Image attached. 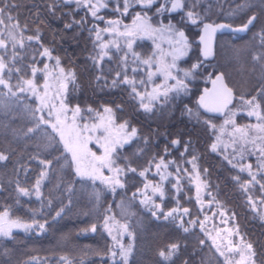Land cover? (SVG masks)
Here are the masks:
<instances>
[{
	"label": "trees",
	"instance_id": "16d2710c",
	"mask_svg": "<svg viewBox=\"0 0 264 264\" xmlns=\"http://www.w3.org/2000/svg\"><path fill=\"white\" fill-rule=\"evenodd\" d=\"M240 2L242 0H202L198 10L202 14L207 10V15L204 17L207 22L225 20L231 24H240L246 21L247 13L229 15V12ZM11 3L17 5L12 8L11 15L16 17L21 30L27 25L24 36L35 35V30L39 27L41 44L60 58L63 67L75 72V89L73 87L70 89L68 97L70 104L90 106L92 109L100 110L105 105L111 106L117 121H127L130 127L138 129L137 138L126 149L127 155L121 153V160L126 156L128 163L137 169V173L129 172L128 180L124 178L125 188H117L115 193L106 189L99 181L92 184L90 181L80 180L75 176L73 168L64 164L63 158L59 162L53 159L54 156L61 155L59 151L53 152L51 148L37 149V142L24 136L26 128L31 126L27 108L36 107L37 101L30 94H20V99L16 103L8 109L0 110V152H4L9 157L7 161L0 162V185H3V190H0V211L8 207L14 216L23 219H29L33 212H39L40 215L36 218L41 222L47 219L48 224L42 234H37L35 231L29 234L14 230V239L0 238V264H64L59 260L61 256L68 257L72 264H112L109 250H114V241L103 227L105 216L112 217L111 222L118 221L120 224L127 222L129 230L134 232L135 239L132 240L133 250L129 264H185V262L224 264V258L219 255L206 234L208 231H202L197 226L184 232L179 227L178 221L165 220L160 212H157L159 219L154 217L151 211L140 203L141 197L138 195L133 199L132 193L137 191L141 181L144 180V177L138 175L139 171L146 168L153 157L156 158V162L160 157L164 160L170 158L164 155L161 138L170 125L183 118L170 112L183 111L187 105L192 106V109L198 108L194 97L201 86L208 83L209 74L213 75L219 71L224 73L237 97L232 104L239 100L240 95L246 97L255 95L258 89L264 87V68L261 67L264 59L261 61L253 59L255 54H264V48L255 38V34L264 27V12L259 8L255 9L258 21L245 34L218 35L216 56L214 60L205 61L216 66L208 67L207 76L195 78L197 82L195 79L191 81L192 90L189 91L193 95L191 100L169 99L164 104L157 102L156 109L147 113L139 107L137 100L131 98L127 86L121 85L116 88L110 86L115 73L120 71L118 56L114 55L111 61L105 59L101 66L108 85L106 86L103 80H96L100 72L91 59L95 55V50L94 35L88 31L90 29L88 22H91L88 20L91 17L90 13L86 11L85 18L75 4L64 5L61 0H11ZM52 4L55 5L54 14L49 11V5ZM116 14L118 13L109 8L100 12L105 20L108 16L114 17ZM149 14L153 16L152 12ZM82 19L85 20L83 24H73L72 28H65V25L73 20ZM5 23H8L7 19ZM95 24L100 28L106 26L102 21H95ZM185 27L188 28L191 40L196 42L198 28L190 25ZM193 45L198 48L197 42ZM134 46L143 56L151 51L154 44L151 40L143 38L138 39ZM18 51L21 59L17 61V66L22 68L25 78H30L29 68L33 64V57L36 66L43 67L45 57L42 58L40 55L42 52L40 44L35 41L30 44L25 40L24 48ZM190 55L189 58L182 59L181 63L187 64L201 59L198 49ZM42 75L43 72H38L35 78L38 80ZM117 105L120 106L119 110ZM191 120L193 121V118ZM240 120H243L241 116ZM192 134L199 136L194 128ZM204 134L207 135L205 143L209 147L211 135L209 132ZM144 138L147 139V143H144ZM201 142L202 138L196 143L193 142L190 155L191 158L193 155L197 157L195 161L197 169L208 180L212 196L206 195V197L211 200L215 197L211 206L209 207L207 203L203 205L201 211V204L195 197L194 184H191L189 194L181 192L177 195L175 189L171 187L170 178L165 188V198L161 201L156 197V203L160 201L164 213L177 206H188L190 212L184 217L185 221H188L189 217L190 220L198 217L199 221H203L204 216L208 214L209 222H221L222 219L218 218L220 211L218 207L226 208L225 213L230 217L228 221L238 223L239 231L253 244L256 264H264V219L260 218L258 212L253 211L247 200L249 194L253 198L260 196L258 187L252 189L250 193L243 192L233 179L236 174L235 169L223 163L220 155L206 148L207 155H203L204 158L199 156L202 151ZM183 143L182 141L181 147ZM59 147L62 148V145ZM125 148L121 150L124 152ZM182 154L174 155L169 161H174L176 166L188 169L190 173L193 172L192 164L188 162L190 160L185 153ZM36 156L39 159L53 161L49 169V178L41 187L43 196L40 200L34 195L31 198L19 196L15 190L17 182L20 186L30 189L35 184L42 170L38 159L33 158ZM152 171L155 169L153 168ZM168 171L175 176L173 164H169ZM180 175L184 179L185 173L181 172ZM147 177L154 178L155 175L149 174ZM240 178L242 181L247 180L243 175ZM186 182L187 180L182 181L183 188ZM69 187L71 191L68 190ZM95 190L101 192L99 201L94 198ZM17 198L20 200L19 204L16 203ZM49 199L52 201L51 208L46 206ZM121 201L124 202L123 208ZM60 206H65V213L54 219L55 211ZM213 212L217 214L213 216ZM232 213L235 214L234 219L231 218ZM93 224L96 225V232L90 231ZM127 238L128 236L125 237ZM200 240H204L205 243L201 245ZM172 243H179L180 250L171 261H165L158 253L160 250H166Z\"/></svg>",
	"mask_w": 264,
	"mask_h": 264
},
{
	"label": "snow or ice",
	"instance_id": "6c2138e0",
	"mask_svg": "<svg viewBox=\"0 0 264 264\" xmlns=\"http://www.w3.org/2000/svg\"><path fill=\"white\" fill-rule=\"evenodd\" d=\"M64 5L75 4L78 8H84L90 13L91 17L96 21L105 23V27L100 28L98 24H94L88 29L90 34L94 35L93 47L95 55L91 57L93 64L97 67L100 75H97L96 80L105 82L108 85L107 77L103 75V62L105 59L111 61L113 56L119 58V68L111 80L112 88L127 86L129 95L133 100L139 102V107L147 113H151L156 109L157 102L162 104L167 103L173 96H179L181 93L187 94L189 84L193 79L198 69L204 66L205 61L213 55V41L218 31L229 29L232 31L243 32L250 27L255 26L258 21V16L255 9L259 8L264 12V0H242L237 3L235 8L229 12V15L247 13L246 21L238 28L233 29L232 25L224 23L206 22L205 16L207 10L202 14L198 8L202 0H61ZM114 5L113 11L119 14L115 19L105 20L104 15H100L102 9H108L109 4ZM139 6L140 10L135 11L131 24L123 23L120 17L127 16L130 9ZM17 7L11 3V0H0V110L8 109L12 104L20 99V94L27 93L36 98V107H28L27 112L31 120V126L26 128L24 136L36 141L37 149L45 150L51 148L53 152L59 151L60 156H54L53 159L59 160L63 158L64 164L73 168L74 174L80 180L90 181L95 184L99 181L106 189L115 193L117 188L124 189L125 181L123 177L127 173H137V169L126 162L125 166H121L118 161L121 159L120 150L125 145L132 143L138 136V129L130 127L127 121L117 123L115 119V111L112 107H103V112L96 113L95 119L89 121L85 116L81 115L79 105L70 107L66 103L69 84L75 89L76 75L73 70H65L60 65V58L52 55V50L44 47L41 44V33L39 27L35 30V35L24 36V31H27V25L21 30V26L13 15L12 8ZM211 6L209 5V8ZM49 11L55 13V5H49ZM152 11L157 18V22L153 23V16L148 15ZM180 14L179 21L173 23L172 14ZM168 17V23H164V17ZM7 19L8 23H5ZM15 21V22H14ZM85 22L73 20L65 25V28H72L73 24L81 25ZM194 26L202 31L199 37V44L203 45L201 56L203 59H198L190 68L183 69L178 66V61L188 56L193 49L194 41H190L186 35L183 26ZM108 37V39H105ZM152 39L155 45V51L151 55L142 56L134 49L138 39ZM259 44L264 48V27L256 34ZM25 40L31 44L35 41L40 44L42 52L41 57L55 61L56 69V84L53 88L48 82V77L52 75L49 71V65L45 63L43 68L36 66L35 58L33 64L29 68L30 78H25L21 67L17 66V61L21 59L18 49H23ZM162 44H167L168 47H162ZM253 59L261 61L264 59V54H255ZM264 68V63L261 65ZM38 72L44 73V83L42 85L36 83L35 77ZM139 74V75H138ZM15 76V79H14ZM162 76L163 80L160 83H154L155 78ZM171 81L172 83H169ZM212 89H204L203 95L199 97L198 104L204 109L205 113H219L225 116L223 124L219 127L213 123L212 118L208 117L202 122L213 131L215 142L210 145L213 152L218 150V146L222 144V137L227 132L231 140L233 159L238 157L237 163H233L228 156L224 158L232 164L234 168H238L240 173H247L249 179L242 181L237 175L233 179L239 184L241 190L245 193H250L252 189H259L260 196L253 198L248 195L247 200L254 212H258L261 219H264V87L258 89L255 95L239 96V101L246 109L247 116L255 117L256 123L240 126L237 125L235 116L236 110L229 108L235 96L233 89L228 87L224 82V74L219 73L214 79H211ZM151 84V91L148 90V85ZM171 94V96H170ZM120 106L117 105V110ZM188 115L194 118L197 122H201V114L193 112L191 109L185 108ZM88 113L92 109L87 110ZM230 127L231 131H228ZM144 143L147 139L144 138ZM172 146H179L181 141L179 138L171 141ZM62 145V148L59 147ZM92 145L97 147V151L93 150ZM228 145L225 146V148ZM185 151L188 150L187 144L184 146ZM168 149H165L167 154ZM99 153V154H98ZM183 155V154H182ZM246 156L255 157V164L252 162L240 163L244 161ZM38 159L42 166L35 184L32 188L22 187L17 182L16 192L19 196L31 198L33 195L40 200L43 196L41 187L45 180L49 178V169L52 166L51 159H39L38 156L33 157ZM8 155L0 152V162L7 161ZM197 157L192 156L188 161L192 164L193 172L188 169H182L175 165L174 161L166 162L163 157H160L158 162L153 157L148 166L139 171L140 177L147 178V174L155 169L157 175L160 176V183L153 184L148 181L143 185V188L137 189L132 193V198L138 195L142 197L140 203L143 204L152 215L159 219L157 212L163 214L165 220L171 219L178 221L179 227L184 232L190 231V228L199 227L202 231L205 230V222L208 221V215L204 216L203 221L191 219L185 222L184 217L187 216L190 210L186 207L179 206L172 208L166 213L163 212L161 204L156 203V197L161 201L165 198L163 182L168 177L173 176V173L168 172L169 164L174 165L175 176L171 187L175 189L178 195L181 191V172L185 173L190 184H195L196 200L201 204V211L205 201L201 196L202 189L207 190L208 183L201 179L199 170L195 161ZM207 170L205 169V172ZM108 173L107 175L105 173ZM259 177V178H258ZM151 187V193L148 189ZM0 190H3V185H0ZM71 191V188H68ZM207 195L212 196L211 192ZM101 192L94 191V198L99 201ZM215 197L208 201L210 207ZM16 203L20 200L17 198ZM43 203V201H42ZM69 205L71 200L68 201ZM52 201L47 200V207L51 208ZM121 207H124V202L121 201ZM108 211H111L109 207ZM65 213V206H60L55 211V218H59ZM217 213L213 212L215 216ZM39 212H33L29 219H23L20 216H14L10 208L5 207L0 211V238L14 239V230H20L24 233L42 234L46 230L48 220L44 219L41 222L36 217ZM221 217H226L225 212H220ZM235 214H231L234 219ZM112 217L105 216L103 227L108 231L115 241L114 248L119 251L109 250V255L112 264H129L132 256L133 244H123L117 239L116 235H112V227L109 226V220ZM227 219H222L221 223L227 224ZM118 225L117 231L120 235H128L135 239L134 232L129 230L127 222ZM185 223L189 226H185ZM96 225L91 226L90 231L96 232ZM225 236H221V233ZM211 239L216 251L224 258V264H256V252L253 244L245 239L239 232V227L220 229L213 236L211 232L206 233ZM238 237V242L232 237ZM204 240H200L203 245ZM179 243H172L167 246L166 250H160L158 255L165 261H171L172 257L180 250ZM233 257H236L235 259ZM64 264H72V261L66 257H59ZM187 264V262H185Z\"/></svg>",
	"mask_w": 264,
	"mask_h": 264
},
{
	"label": "rangeland",
	"instance_id": "374dc122",
	"mask_svg": "<svg viewBox=\"0 0 264 264\" xmlns=\"http://www.w3.org/2000/svg\"><path fill=\"white\" fill-rule=\"evenodd\" d=\"M113 7H114V5H113L112 3H110V4H109V9H110V8H113ZM133 15H134V13H131V14L128 16V18H129V19H128V20H129L128 23H125V22H123V23H125V24H129V25H130V24H131V21H132V18H133ZM148 15H150V14L148 13ZM171 18H172V17H171ZM172 20H173V23H176V22H177V20H175L174 18H172ZM122 21H123V20H122ZM156 22H157V18H154V17H153V23H156ZM164 23H168V18L164 20ZM178 26H179V25H178ZM145 38H147V37H145ZM105 39H108V37H105ZM147 39H149V38H147ZM149 40L152 41V39H149ZM152 42H153V41H152ZM162 47L167 48L168 45H167V44H162ZM193 47H194V45H193ZM152 48H153V49H151V51H150L149 53L145 54L144 56L151 55L152 52L155 51V45L152 46ZM138 52L140 53L141 51H138ZM52 55H53L54 57H56L54 54H52ZM188 55H190V54H188ZM182 59H183V58H182ZM182 59H181V60H182ZM181 60L178 61V66H179L180 68L187 69L186 67H184V66L181 64ZM45 63H47V64L49 65V71L52 73V75L48 77V82H49L50 85H52L53 88H54V87H55V84H56V80H55V76H56L55 61H54V60H49L48 58L45 57V62H44V64H45ZM60 65H61V63H60ZM61 66H62V65H61ZM62 67H63V66H62ZM42 68H43V67H42ZM42 68H41V69H42ZM64 68H65V67H64ZM65 70L67 71V70H70V69L65 68ZM208 78H209V77H208ZM162 80H163V77H162V76H158V77L155 78L154 83H160V82H162ZM35 81H36V83L42 85V84L44 83V73H43V75H42L40 78H38V80L35 78ZM169 83H172V82L169 81ZM72 87H73V86L69 84L66 103H68V104L70 105V107H75L76 105H79V104H73V105H72V104H70L69 101H68L69 93L71 92L70 89H72ZM151 87H152V85L149 84V85H148V90H149V91H151ZM170 96H171V94H170ZM170 100H171V99H170ZM79 106H80V105H79ZM105 106H107V105H105ZM105 106H103V107H105ZM103 107H102L101 110H100V109H96V108H93V109H92V107H90V106H86V107L80 106V108H81V110H82L81 115H82V116H85L89 121L94 120V119H95V114H96V113H101V114H102V112H103ZM109 107H111V106H109ZM229 108L232 109V110H236V111H237V115L235 116V120H236L237 125L244 126V125H249V124H254V123H256V119H255V117H249V116H247L246 109L244 108V106L241 105V103H240L239 100H237V101L234 102L232 105H230ZM88 109H92V112H91V113H88V112H87ZM239 115L243 118V120H240V116H239ZM115 119H116V118H115ZM224 119H225V116H223V117H221V118H219V119H217V120L212 119V121H213V123H215V124L219 127L220 125L223 124ZM116 122H117V123H121V122H119V121H117V120H116ZM123 122H124V121H123ZM228 131H229V132L231 131L230 127L228 128ZM208 132H209V134L211 135V142H210V144H209V146H210L213 142H215V135L213 134V131L210 130L209 128H208ZM226 145H228V147L225 148ZM230 145H231V140H230V137L228 136V134H227V132H226V133L224 134V136L222 137V144L218 146V150L216 151V153H217L218 155H220L223 159H225V158H224L225 156H228V158L231 159V160L233 161V163H237L238 157H237L236 159H233V156H234L235 154L233 153L232 147H231ZM91 147H93V150H94V151H97V147H96V146L92 145ZM120 153L123 154L124 152H123L122 150H120ZM98 154H99V153H98ZM190 160H191V159H190ZM225 160H226V159H225ZM165 161H166V162H169V160H165ZM226 161L228 162V160H226ZM246 162H252L253 164H255V157H253V156H246L244 161H240V163H246ZM118 163L123 167V166H125L126 160H124V159L121 160V159H120V160L118 161ZM230 165L232 166V164H230ZM167 171H168V169H167ZM168 172H169V171H168ZM235 173H236L235 176H237V175H239V176L243 175V176H245L247 179H249L247 173H240V172L238 171V168H236ZM105 174L107 175L108 173L106 172ZM149 174H151V175H155V177H154V178H150V177H151V176H150V177L144 178L143 183H147L148 181H152L153 184L160 183V176L157 175L155 171H151ZM149 174H147V176H148ZM173 174H174V173H173ZM180 176H181V175H180ZM200 176H201V179L206 180V178H204L201 174H200ZM125 177H126V175L123 177V179H124ZM169 178H170L171 183H173V176L168 177V179L165 180V181L163 182L164 191H165V188H166V186H167V183H168ZM258 178H259V177H258ZM183 180H184V181L187 180L186 183L189 184V185H188L189 188L191 187V184L188 182L187 175L185 174L184 179H183L182 176H181V180H180L181 191H180L179 193L185 191V188H183V186H182V181H183ZM206 181H207V183H208V180H206ZM194 187H195V184H194ZM209 187H210V186H209V183H208V188H207V190L202 189V191H201V196H202L203 200L205 201V204H207V202L211 200V198H207V197H206L207 192H208V191L210 192ZM139 188H141V186H139L138 189H139ZM195 189H196V187H195ZM147 191H148V193L150 194V193H151V187H150ZM195 197H196V194H195ZM141 198H142V197H141ZM158 203L160 204V201H158ZM205 204H204V205H205ZM219 206H220V205H219ZM218 208L220 209L219 213H220V212H226V211H225L226 208H224V207H218ZM207 215H208V214H207ZM208 216H209V215H208ZM218 218L223 219V217H221L219 214H218ZM229 219H230V217L228 216V220H229ZM184 220H186V218H184ZM189 220H190V217H189ZM111 221H112V219L109 220V226L112 227V229H113V231H112V235H116V236H117V239L120 240V241H121L123 244H125V245H127V244H129V243H133L131 237H129L128 235H126V234H124V235H120V234L118 233V231H117L118 225H116L115 222H111ZM186 222H187V221H186ZM228 222H230V221H228ZM219 223H221V222H209V221H206V222H205V230H204V231H205V232H206V231L211 232L212 235L215 236L216 233H217V229H221V226H220ZM230 223H231V222H230ZM234 226H235V223H232L231 226H230V228H233ZM126 236H128L127 239H125ZM235 238H236V237H235ZM235 241L238 242V239L236 238ZM114 245H115V241H114ZM113 249L119 251L118 248H113ZM233 258L235 259L236 257H233Z\"/></svg>",
	"mask_w": 264,
	"mask_h": 264
},
{
	"label": "flooded vegetation",
	"instance_id": "af4514ba",
	"mask_svg": "<svg viewBox=\"0 0 264 264\" xmlns=\"http://www.w3.org/2000/svg\"><path fill=\"white\" fill-rule=\"evenodd\" d=\"M80 9V12L83 14V17H85V15H86V9H84V8H79ZM109 10H112L113 11V8H110ZM140 10V8H139V6H136L135 8H133V9H130V11H129V13H128V15L127 16H123V17H120L122 20H123V22H125V23H128L129 22V18H128V16L131 14V13H135V11H139ZM150 12H152V11H150ZM152 15H153V12H152ZM119 16V14H116L114 17L113 16H108L107 17V19H115V18H117ZM154 16V15H153ZM87 17V16H86ZM85 17V18H86ZM156 18V17H155ZM168 17L167 16H165L163 19L165 20V19H167ZM172 18H174L175 20H178L179 21V18H180V14H178V13H174V14H172ZM87 20V19H86ZM88 20H91V22L89 23L88 22V27L89 28H91L94 24H95V21L96 20H94L92 17H89L88 18ZM87 20V21H88ZM218 21H220V20H218ZM207 22V21H206ZM215 22H217V21H213L212 23H215ZM180 26V25H179ZM183 29H184V31L186 32V34L188 35V38H189V40L190 41H192L191 40V36H190V34H189V31H188V28H186L185 26H183ZM199 32H200V29L198 28V34H199ZM198 34L195 36V41H196V37L198 36ZM218 35L219 34H217V35H215V38H214V50H215V56H216V42H217V38H218ZM197 42V41H196ZM198 43V42H197ZM134 49L136 50V51H140L137 47H135L134 46ZM151 49H153V48H151ZM196 49H198V52H199V45H198V48H196V46H194L193 47V49H192V51L189 53V54H191L192 52H194ZM142 55V54H141ZM144 56V55H143ZM191 55H188V56H186V57H184L183 59H186V58H189ZM201 57V56H200ZM215 58V57H214ZM214 58L212 59V60H214ZM201 59H203L202 57H201ZM195 62H197V60L196 61H193L192 63L190 62V63H187V64H183V63H181L184 67H186V68H190L191 67V65L193 64V63H195ZM212 67L213 68V66H216L215 64H208V62H205L204 63V66L201 68V69H198L197 70V73H196V75H195V78H198V77H202V76H207V74H208V71H207V69H208V67ZM220 73H223V72H221V71H219ZM216 73H218V72H215V73H213V75H210L209 74V78H208V83L207 84H203L202 86H201V88H200V91L198 92V94L194 97L195 98V101H196V105H197V107L198 108H196V109H192V106H190V105H187V108L188 109H191L193 112H199L200 114H201V122H197L194 118H193V121L191 120V118L192 117H190L189 115H188V113L185 111V110H183V111H175V112H170V114H173V115H177V116H179V117H183L182 119H179V120H177V121H175L174 122V124L173 125H170L166 130V134L161 138V141H162V146L164 147V149H163V151H164V155L166 156V155H168L170 158L168 159V160H171V159H173V157H174V155H181L182 153H185L186 154V157H187V159L188 160H190V158H191V155H190V150H191V146H192V144H193V142L195 141V143L197 142V140L199 139V138H202V144H201V149H202V151H201V153H199V156L201 157V158H204V156L203 155H207V152H208V149H210V151H212L211 150V148H210V146L209 147H207V145H206V143H205V140L207 139V135L205 136V134L204 133H207L208 132V126L207 125H205L203 122H202V120L203 119H205V118H208V117H211L212 119H214V120H217V119H219V118H221V117H223L224 115H221V116H216L215 114H207V113H205L204 111H202V109H201V107L199 106V104H198V102H197V97H198V95H199V93L201 92V90H202V87L203 86H208V84H209V80H210V78L211 77H213ZM224 74V73H223ZM224 77H225V75H224ZM197 79H195V82H197L196 81ZM225 82L229 85V83L227 82V80H226V77H225ZM189 86H190V88H189V90H188V92H187V94H180L179 96H173L171 99H185V100H191L192 98H193V95H191V93H189V91L190 90H192V88H191V83L189 84ZM230 86V85H229ZM234 92V91H233ZM154 114V113H153ZM193 128H194V131L195 132H198L199 133V136H193V134H192V131H193ZM175 130H177V131H175ZM175 131V132H174ZM171 132V133H170ZM172 133H174V134H172ZM182 134H184V135H182ZM177 138H179L180 139V141H181V144H182V141L184 142L183 144V147H181V144L179 145V146H172V144H171V141L173 140V139H177ZM194 140V141H193ZM185 144H187V147H188V150L187 151H185V149H184V146H185ZM130 145V144H129ZM129 145H125L124 147H126L125 149H124V154L125 155H127V147L129 146ZM197 147V146H196ZM168 149V152H167V154H165V149ZM206 148H208V149H206ZM213 152V151H212ZM214 153H216V151L214 152ZM124 158V160H126V162H128V159H127V157L126 156H124L123 157ZM223 159V158H222ZM223 163H226L227 165H229V166H231L225 159H223V161H222ZM233 167V166H232ZM234 168V167H233ZM235 170H236V168H234ZM239 171V170H238ZM127 175H128V173H127ZM127 175H126V177H125V179L126 180H128L127 179ZM142 183L140 184V186H141V188H143V185L145 184V183H143V181H141ZM189 184L188 183H185L184 184V188H185V193L186 194H189L190 192H188L189 191V186H188ZM210 192H212V191H210ZM172 209V208H171ZM168 211V210H167ZM165 213H166V211H165ZM227 214V213H226ZM225 219H227L228 220V214H227V216L225 217ZM186 222V221H185ZM220 224V226H221V229H227V228H230V226H231V224L232 223H230V222H227V224H224V223H219ZM185 225H187V223H185ZM238 225V227L240 226L238 223H235V226H237ZM218 230H220V229H217V231ZM240 232V231H239ZM240 234L242 235V233L240 232ZM221 236H225V233H221ZM237 239H238V237H236ZM235 236H233L232 237V239L235 241ZM246 239V238H245ZM247 240V239H246ZM248 241V240H247Z\"/></svg>",
	"mask_w": 264,
	"mask_h": 264
},
{
	"label": "water",
	"instance_id": "95a60500",
	"mask_svg": "<svg viewBox=\"0 0 264 264\" xmlns=\"http://www.w3.org/2000/svg\"><path fill=\"white\" fill-rule=\"evenodd\" d=\"M215 23H224V24H230V25H232V28L233 29H235V28H238L240 25H242L243 23H241V24H231V23H229V22H227V21H225V20H220V21H217V22H215ZM251 28V27H250ZM249 28V29H250ZM248 29V30H249ZM247 30V31H248ZM247 31H243V32H237V31H232V30H229V29H224V30H222V31H218L217 33H216V35L217 34H219V33H236V34H240V35H242V34H245ZM186 33V32H185ZM187 35V34H186ZM200 35H202V31L200 30V32H199V34H198V36H197V38H196V41L197 42H199V37H200ZM188 36V35H187ZM199 44V43H198ZM212 47H213V55L211 56V57H209L208 58V60H212L214 57H215V50H214V41H213V45H212ZM203 48V45H201V44H199V54H200V56H201V49ZM202 57V56H201ZM203 58V57H202ZM220 72H218V73H216L213 77H211L210 78V80H209V84H208V86H203L202 87V90H201V92L199 93V95H198V97H197V102H198V100H199V97L201 96V95H203V93H204V89L205 88H207V89H209V90H211L212 89V87H213V85H212V83H211V79H214L215 78V76L216 75H218ZM224 82H225V77H224ZM226 83V82H225ZM227 84V83H226ZM228 85V84H227ZM228 87H229V85H228ZM202 109V111H204V109L203 108H201ZM205 112V111H204ZM208 114H215V115H217V116H221V114H219V113H208ZM186 208H188L187 206H185ZM182 208H184V207H182ZM189 209V208H188Z\"/></svg>",
	"mask_w": 264,
	"mask_h": 264
},
{
	"label": "bare ground",
	"instance_id": "6f19581e",
	"mask_svg": "<svg viewBox=\"0 0 264 264\" xmlns=\"http://www.w3.org/2000/svg\"><path fill=\"white\" fill-rule=\"evenodd\" d=\"M219 34H223V33H219ZM233 34H236V33H233ZM236 35H240V34H236ZM243 35V34H242ZM197 38V37H196Z\"/></svg>",
	"mask_w": 264,
	"mask_h": 264
}]
</instances>
